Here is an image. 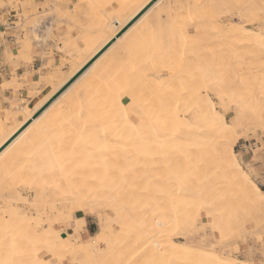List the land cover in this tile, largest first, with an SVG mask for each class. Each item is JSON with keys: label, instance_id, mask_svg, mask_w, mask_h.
<instances>
[{"label": "bare ground", "instance_id": "obj_1", "mask_svg": "<svg viewBox=\"0 0 264 264\" xmlns=\"http://www.w3.org/2000/svg\"><path fill=\"white\" fill-rule=\"evenodd\" d=\"M152 1L153 0H133V1L131 0V2H128L125 4L124 9L127 12V14H126L127 16L119 17L120 14H118V16H116V17H118V19L115 18L110 23H107V21H105L106 17H104L105 19L103 17H100L99 19H96L97 25L95 27L79 28L77 25V27L79 29H81L80 32L77 34V37H76V39L79 41V44L75 45L73 42V39L70 38L71 40H69V42L67 43V46H69L68 47L69 50L71 47L76 46V49L78 50L77 51L78 55L75 58L74 57L72 58L69 54L65 53L66 58L69 61L73 59L74 62L76 63V65H73L70 61V63H69V65H70L69 66V70H70L69 77L67 79H65L63 82H59V83H55L56 78L54 79V81L48 80L49 86L51 85L52 82L55 83V85L53 84V88L50 89V93L49 94L47 93L48 95L46 97H44V99L42 98L40 104L39 105L36 104L38 106L33 108V110H29L28 106H25V108H23L25 116L22 117L20 124H16L17 126H13L12 129L7 130L3 127V125L0 121V148L2 146H4V144H6L8 142V140H10V138H12V136H14L16 134L18 132V130H20V128H22V126H24L28 121H30L31 118L50 100V98H52V96H54L63 86H65V84H67V82H69L78 72H80V70H82V68H84V66L86 64H88V62L90 60H92L96 56V54H98V52H100L103 48H105V46H107V44L109 42L114 40L116 38L117 34L121 30H123V28H125L132 20H134V18L146 6H148V4H150V2H152ZM187 1L188 0H174V1L173 0H157L151 6V7H158L159 8V7H161V5H163V3L165 5H169L170 3L173 4V9H172V7L170 10L167 8L162 13V16L167 19L168 23L166 25L167 26L166 32L169 33L164 42H162L160 44L152 45L149 33H147V32L144 34V36L141 34L142 38H140V39L138 38V37H140L139 34L142 31V24L143 23L146 24V20H145L147 17V13H146L147 11H146L134 24L131 25V27L129 29H127L125 31L126 33L124 32L125 34L123 33L118 39H116L114 41V43L108 49L113 48L112 53L116 54V55L120 54V53H124L125 55H128L129 56V62L137 60L139 57H141V56H143V54H145L144 51L150 50L151 53L154 55V57L155 58L157 57L156 58L157 60L155 58L153 59V61L156 60V62L154 61L155 63L153 62L156 66V69L152 68L153 72L154 71L158 72L157 70L159 68L160 69L164 68L165 64H167L168 61L170 62V65H169V62H168V65L171 66L174 62V59H171L173 61L171 63V60L169 57L168 61L165 60L166 61L165 64H164V62H162L160 60H164L165 57H168V56H166L167 54L175 53L174 49H172V48L176 47V45H174V43L177 42L176 39L180 41V42L178 41V44L179 45L181 44L183 46V44H182L183 39L182 38L186 39V38H190L193 36L196 37L197 35L200 36V34L197 33L198 29H199V32L201 29V28H199V25H198L197 29H194V32H193L192 27H190L189 25L194 24V23L198 22L199 20H202V17H200L201 19H199L198 15H201V16L204 15V18H206V17L208 18L209 15H207V13L210 12V11H208V10H210L209 9L210 6L207 5L209 7L208 8L206 6L208 8V10H206L207 13H205L207 16H205V14L202 15V13H204V12H201V11H198V12H201V14H198L197 10H200V8H197V10L195 9L197 6L195 4H197V3L191 4V3H188ZM195 1H192V2H195ZM205 1L206 0H204L203 3ZM221 1H223V0H221ZM221 1H220V5L223 6V3L221 4ZM232 1L234 2L237 0H232ZM197 2L199 3V1H197ZM201 2H202V0H201ZM211 2L213 5L214 1H211ZM211 2L210 3L208 2V3L211 4ZM223 2L225 3V1H223ZM233 2H231V3H233ZM238 2H239V0H238ZM248 2L249 1L245 2L246 5L248 4ZM200 3L198 5H200ZM216 3H218V2H216ZM229 3H230V1H229ZM243 3H244V1L242 2V4ZM236 4H234V5L231 4L232 7L231 6H229V7L233 8V6H235L234 7V9H235L238 6ZM243 5H245V4H243ZM248 5H254V7H251V9L248 8V10H251V14H249L250 17H248V20L255 21L257 24H259L261 8L264 7V0H254L252 2L250 0ZM202 6H200V7H202L203 11H205L204 10L205 5L202 4ZM218 6H219V4H218ZM222 6H221V8L224 9V7H222ZM91 7H93V5ZM227 7L228 6H226L225 8H227ZM231 8H228L227 10L232 11ZM213 9H211V10H213ZM229 11H226V12H229ZM219 12H221V11H219ZM248 12H250V11H248ZM243 13H245V12H243ZM160 15H161V13H159V16ZM236 16H238V15H236ZM245 17H247V16H245ZM107 18H108V20H110L109 17H107ZM123 18H126V20L124 23H121L123 21ZM204 18H203V20H204ZM219 19H221V17ZM202 21H201V23H203V25H204V21L203 22ZM72 22H74V21H72ZM223 22H224V20H223ZM74 23H73V26H74ZM256 23H255V25H256ZM207 24L204 25V28ZM214 24L216 25L215 22H214ZM234 25H236V24H234ZM234 25L226 24L225 26H222L219 28L214 27V25H213L211 28H209L210 33H211V29L213 30L212 35H214L215 38H219L221 40V42H224L225 44L228 45V48L225 47L227 49V52L223 53L224 50H219L218 54L220 51H222L220 53H223V54L220 56L217 55L216 57H213L214 56V54H212L213 51L208 49V52H206V53H210V51H211L212 52V53H210L211 58H209L207 60L206 59L199 60L201 57L199 58L198 57L199 55L197 53H195L193 50L194 57L191 55L192 56L191 62L190 63L188 62L189 66L187 67L188 71L186 70L187 72L185 74V78L181 77V75H180L179 77L182 79H179L178 76H177L178 78H176V76H175V79L176 80L179 79V80H177V81L174 80L175 81L174 82L172 79V84L173 83H175V84L178 83L177 85L181 84V85H179V86H181V87H179L180 89L178 88L179 91L176 90L177 94L174 96H172L173 94L171 95L169 93L170 94L169 97H166L164 99L158 98L157 100H154L152 98L153 97L155 98V96H154V94H152V92H150L149 99L152 100L151 102L148 99V96L146 99H143V97H142L143 95H141V97H142L141 103L138 102L141 99L140 97H139L140 99L136 100V98H138L137 97L138 95L136 97L133 96V93L136 92L135 90L148 88L152 84H158V87H159L161 79H163L161 76V73H163V72H161L160 75H157L156 73H151V72L148 74L149 69H147V71H146L145 70L146 67H144L145 69L142 70V68H143L142 65L144 64V61L146 60L145 58L142 59L143 63H140L141 65L139 67H137L136 65H133V64H135V62L132 64V66L131 65L126 66V68H128L134 74V76H130V74H131L130 73L128 77H133L132 80L130 78L126 79L125 83L128 84L127 85L128 87L126 86L127 89L126 88L123 89L125 91L122 90L123 95L119 92V89H121V87L117 88V85L115 84L116 81H113L111 84H108V83H101L100 84L103 86V88L100 89V92H98L99 95L98 94L97 95L99 97H101L102 102H101V106L99 105L100 109L98 108L99 106H96V108H97V110L99 109L100 111L102 110L104 112V113H102V111H101L103 116L107 117V121L104 120V122H103L102 120L104 118H103V116H101L102 118H100V119H102V120H100V119L99 120L103 122V123L101 122L102 126H97L93 123L95 126L94 125H90V126L87 125L89 127L87 129L85 128L87 134L85 133L86 135L85 134L84 135L87 137V135L92 134L93 132H95V130L97 131V129L95 128L96 126L98 128L102 127L97 134L95 133L96 135L94 134L95 136L92 135L93 137H91V139L93 138V141H94L93 143H89L91 146L92 145L94 146L93 149L91 148L92 151L90 152V151L86 150V152H85V153H87V155L89 152L91 154V156L93 157V159L91 157V159H92V161L90 162L91 167L88 168V166L85 164L87 166V170L85 172L86 175L83 173L84 171L82 169L77 168V169L81 170L80 173L82 172L83 175L78 176L77 179L75 177V179H73V180L68 178V177L63 178V177H65V174H66V172L63 170L64 168H61V170H63L65 172L63 177H61L63 172H61L60 169L58 170V168L56 166L55 167L58 170V172L62 173L60 175V177H58V179L63 178L62 181H67L65 183V185L67 187L66 191H62V193L63 192H65V193H64V195H62L63 197L61 199L60 205L62 206L63 210H65V212L67 211V213H65V216L67 215L66 217H67L68 221L70 219V217H68V216H71V218H73L72 216H77V212H81L84 215H86V212H90V213L92 212L95 214L97 205L98 206L100 205V206H103V207H106L108 209L113 210L115 212V216L114 217L107 216L108 223L104 222L105 223L104 228H103V230L100 231L101 232L100 235L93 236L87 242H84V239L89 238V236H88L86 230L84 229L85 223L82 219L80 220V222L76 221V225H73V227H71L72 229L73 228H80L81 229L80 234L79 233L72 234L71 236L69 235L70 237L67 236L69 238H65L66 232L61 231V229L56 231L57 232L56 235H54V233H52L48 230H45V231H40L41 233L38 231V233H40V234L36 235V237H34V238H32V234H31L30 236L32 239L25 240L24 238L21 239V237H22L21 235L24 232L20 235L18 233L19 227L14 222V220L17 219L15 217L18 215V213L14 217L15 219L10 215L13 218V220L11 218H9V220L4 219L5 222L3 220H1L3 218L0 217V220L2 221V223L4 222L2 225V227H4V229H2V230H5L9 226L8 223L11 221H13V223H14V225H13L11 222L12 226L15 227V225H16L18 227V228H16V227L15 228L13 227V228L15 230L17 229L18 232L17 231H15V232H17L18 235H20L19 237H17L20 239H17L16 241H14L13 244L17 248L23 247V250H18V252H16L15 249H17V248L12 246L11 243H9L10 240H8L10 238L6 237L9 234V233L7 234V232H10L9 231L10 227H9L8 231H6V235H5L4 231L1 230L0 231L1 234L3 232L4 234H2V235H5V236L3 237L1 234L0 235L3 238H6V240L3 239L2 237H0V238H2L1 239L2 241H0V245L3 246V247L0 246V252L3 253V255H0V264H29V261L34 259L35 256L39 253L40 248L47 247V244L49 241H52L53 243H55L57 252L60 251L62 253V251H64L66 254L71 255V256L75 255V254H76V256H79V257H80V255H81V257L83 256L84 258L80 257L85 262L83 264L91 263V257L94 258L95 253H97V244H99V243L105 244V250H104L105 253H104L103 257L105 259L107 258L108 260H112V261H113V259H115V261H116L115 264H222L223 261L230 260V259L224 258L225 256L222 257V256L218 255L216 253V251H214L213 247L211 245H209L208 243L204 246L201 244V241L198 240V242H197V240H195V241L193 240L192 243H190V244L188 243L189 245H186L185 243L175 242L172 239V237L174 235H177L178 237L180 236L182 239L183 238L188 239L189 235L185 234V225H186L185 221L189 216L193 217V218H190V221L195 220L198 217H200L198 215V211L200 209L204 210L203 222L205 224L209 223V225L211 226L210 228H212V229H213V227H212L213 224L217 225L216 220L218 218H216L213 214V212H215L217 210L215 209L213 212H211L210 211L211 207H208V206L212 202H214V204H216L218 202H216L214 200L212 202H211V200L208 201L207 194L204 190H200L197 186H191L189 182L185 183V181L182 180L180 175H178V174L175 175L177 173V171H179V169L181 171V168L183 166H186L189 162H191V160L183 162V161H185L186 158L193 159L195 154H201V152L203 154L204 151H206V150L202 151V148L198 145V143L204 142L203 140L206 138H207V140L211 139L210 140L211 143L213 140V142H215V144H216V145H214L215 147H214L213 153H211L212 151H209L207 153H211L210 156L215 159L216 166L218 167V170L221 171L218 174L220 175V173H221V174H223L222 176H225L226 178L228 177L230 179L231 183H233V185L237 186V189H238L239 195H240V199L243 203L245 202L250 207L259 206V204L261 203L258 195L252 190V187L245 180L244 174L240 171V169L237 166H235V164H234L235 157L230 155V150L227 149V147H226V145L228 143V139L231 138L230 136L233 134H237L234 132L235 131L233 129L234 127L233 126L230 127L227 124L228 127H227V129H225L222 126L224 123V120H225L224 116L219 115L216 111L214 113H209L203 105L204 96L207 95L208 90H212L214 97L218 98V99L223 94V93H220V92L214 90L213 88L211 89L209 87H205L206 84H210L213 80H217V81L221 82L223 78H225V77L227 78L228 76H229V81H230L231 74H237L239 76V73L241 72L240 71V69H241V59L240 58H241V55H243V53L240 54V52H239L240 50H244V49H247V47H250L251 52L253 49L252 53H255V56L257 58L259 57V60L264 62V36L261 35L260 28L258 31H254L255 29L252 30L246 26V30L241 31L237 27H235ZM75 26H76V24H75ZM207 26L210 27V25H207ZM80 27H81V25H80ZM193 27H194V25H193ZM258 27H260V26H258ZM206 28L208 30V27H206ZM206 28H205V30H206ZM201 30H204V29L202 28ZM35 34H37V33H34V35ZM174 34H175V37L177 36L176 39L173 37ZM204 34L205 35H203V36H205V37L207 34H208L207 36H210V37L212 36L209 33H207V34L204 33ZM122 37L125 40H127L129 42V44H131V47L127 46L126 49H122L121 47H117L115 45L116 42H119L120 38H122ZM215 40H217V39H215ZM213 41H214V39H213ZM199 42H200V40H199ZM185 43H186V41H185ZM190 44H192V43H190ZM190 44H188V48H190ZM195 44L197 45V43H195ZM192 45H194V44H192ZM201 45H203V44H201ZM221 45H223V44H221ZM206 46L207 45H204L205 48H206ZM210 46L213 47L212 43ZM210 46L208 48H211ZM220 46H219V48H220ZM216 47H217V45H216ZM188 48H186V49H188ZM219 48H216V49H219ZM182 49L181 48L180 49L175 48L176 51L177 50L181 51ZM191 49L192 48H190L189 52H192ZM211 49H215V46H214V48H211ZM221 49H223L222 46H221ZM203 50H205V49H203ZM206 50H207V48H206ZM183 51H181V52H183ZM105 52L99 58H101L103 55H105ZM181 52L179 53L180 55H178V56H182ZM193 52H192V54H193ZM187 53H188V51H187ZM198 53H200V52H198ZM157 54H158V56H156ZM188 54H186V55H188ZM246 55H248V54H246ZM130 56H131V58H130ZM176 56L177 55L175 53V57ZM173 57H174V54H173ZM184 58H185V56H184ZM177 59H179V58H177ZM97 60H95L55 101H53L35 120H33L31 122V124L22 133H20L0 153V172L1 173H2L1 170H4L5 168L7 170H9V165H10V163H12L15 160V158L18 159L20 157V159L22 158L21 161H23V159L28 157V153L30 151V148H32V152L36 151V155L39 154V158H42V160H45L44 163H46L47 166L49 165L48 163L55 164V163H53L54 161H56V163H57L58 159H59V163H60L59 166L62 164L61 163L62 159L64 158L65 155L67 156L68 152L70 151L65 147V144H68L67 139H65L66 137H68V136H66V133L64 135L65 137L63 136V132H65V130H66L65 127H67V124L71 125V123L74 122L75 120H76V122H74L73 124H78L77 122L85 115L86 110L88 111L91 109L90 111L92 112L95 109V108L94 109L91 108V106L93 105V104H91V101L93 98H94L93 100H95L98 96L95 98V96L90 97L87 95H89V91H90L89 84L94 81L93 80L90 82V80L94 79V77L96 76V73L93 74L92 69L94 68L93 66H94V64H96ZM180 60H181V58L179 59V61ZM243 60H246V59H243ZM148 61H150V60H148ZM151 61H152V57H151ZM159 61L161 63H163L160 66H159V64H160ZM182 61H183V59H182ZM184 61H185V59H184ZM149 63H148V65H149ZM174 63L178 64L177 61H175ZM249 63H250V61L249 62L247 61L246 66H249ZM253 63L254 62H252V64ZM186 65H187V63H186ZM186 65L184 67V70L186 68ZM145 66H147V65H145ZM174 67H175V65H174ZM174 67H173V69H174ZM221 67H223V69L220 70ZM251 67H252V65H251ZM148 68H149V66H148ZM167 68H169V67L167 66ZM175 68L176 69H174L173 71H176L178 66H176ZM180 69H183V67L182 68L180 67ZM170 73H171V71H170ZM158 74H159V72H158ZM168 74H169V72H168ZM174 75H176V74H174ZM138 77L140 78L139 80L137 79ZM172 77H173V75H172ZM232 77H233V75H232ZM236 78H237V76H236ZM239 79H240V76H239ZM223 80H224V82H226L225 79H223ZM224 82H222V85H224ZM234 82H237V81H234ZM165 84H166V88H169V87H167V84H169L168 81L165 82ZM165 84H163V85H165ZM35 85H37V83H35ZM177 85L175 87H178ZM197 85H200V87L203 90L202 91L199 90V89H201V88H198L199 86L196 89ZM224 87L229 89L231 86L230 87L224 86ZM134 88H135V90H134ZM226 88H224V89H226ZM92 89H94V88H92ZM228 89H226V90L228 91ZM155 90H154V92L157 93V91H155ZM165 90H167V89H165ZM230 90H231V92H233V89H229V91ZM237 90L238 89H236L235 93L237 92ZM141 91L143 92V90H141ZM160 91H162V86H161ZM163 91H164V89H163ZM176 91L174 90L172 92H176ZM139 93H141V92H139ZM147 93H148V91H147ZM235 93H233V94H235ZM124 94L127 97V101H125L126 103H124V100L122 97V96H124ZM130 94L132 97L130 96ZM134 94H137V92ZM151 94L153 97H150ZM155 95L157 96V94H155ZM64 96H70V97H68V99L65 102H62V98ZM166 96H168V95H166ZM32 97H33L32 101H36V100L40 99V97H41L40 91H37L36 93H34ZM128 98H129V100H128ZM131 98H133V99H131ZM221 98H222V96H221ZM143 100H146V101H143ZM143 102H145V103H143ZM37 103H39V102H37ZM130 103L133 104L137 108V110H138L137 112L134 111L133 108H131V106L129 105ZM98 104H100V102H98ZM228 104L229 103H227V105ZM236 105L237 104H235V107H236ZM93 107H95V106L93 105ZM237 107H239V106L237 105ZM100 111H99V114H100ZM222 111H223V109H222ZM227 111H228V109H227ZM91 112L90 113L87 112L86 115H88V116H90L89 114H91V116L95 115V117L97 119V116L99 114L97 113V116H96V114H93V113H96L97 111L92 112V113ZM236 116H237V120H239L238 116H240V114H237ZM95 117L93 116V118H95ZM233 117H235V116H233ZM85 118L88 120V122L90 121V119L91 120L93 119L91 117H89L90 119H88V117H85ZM85 118H83L84 121L86 120ZM262 118H264V116ZM233 119H232V121H233ZM94 120H92V121L94 122ZM97 121H98V119H97ZM239 122H241V121H239ZM85 123H84V125H85ZM90 123H91V121H90ZM98 123H100V122H98ZM86 124H88V123H86ZM233 124L237 125V123H233ZM87 126L85 125V127H87ZM73 127L75 128L76 126H73ZM73 127H71L72 130H73ZM241 129H242V127H241ZM236 130H237V128H236ZM262 130L263 129H261V131ZM83 132H85V131H82V133ZM75 133H76V131H75ZM79 133H81V132H79ZM79 133H78V135H79ZM84 135L82 134V137ZM73 136H74V133H73ZM76 136L77 135L75 134V137ZM239 137H241V135H239ZM74 138L72 137V139H69V142L70 141L73 143H74V141L79 142V140L81 139V135H80L79 140H78V138H75V139ZM88 138H89V136H88ZM89 139H87V140H89ZM72 140H74V141H72ZM201 140H202V142H199ZM66 141H67V143H66ZM80 141H82V140H80ZM210 141L208 143H210ZM84 142H87V141L86 140L84 141V139H83V142H81L82 146H83ZM107 142L108 143L110 142V144H107ZM77 144H80V142L75 143L74 145H77ZM89 144H88V146L90 148L91 146ZM210 144H208V145H210ZM68 145H70V144H68ZM189 145H191V146L189 147ZM205 145H207V144H205ZM198 146L201 149H199ZM68 147H70V146H68ZM83 147L86 148L87 145H86V147L85 146H83ZM64 148H65V150L66 149L68 150V151H66L67 154H63V153H65ZM76 148H77V146H75L74 150H76ZM197 148L201 152L197 151ZM207 148L211 149V147H208V146H207ZM212 148H213V144H212ZM61 150H63V152H62L63 155L60 154ZM166 150H168L169 152L172 153V159H170L169 157H167L164 154V152H166ZM80 151H82V150H80ZM84 151L85 150H83V152ZM57 152H59L58 153V159L56 160L54 158V160H53V157H55V154ZM72 152H74V151L72 150ZM72 152H70V155L72 154ZM77 153H79V152H77ZM82 153H81V155H83ZM29 154L31 155V153H29ZM59 155L63 156L62 159H60L61 156H59ZM73 156H77V154L71 155L72 158H69L70 156L68 157L69 159H71L70 163H68V164H73L72 163L74 161ZM78 157L79 156H77L76 158L78 159ZM82 157H84L86 159L83 160L84 158L81 159L79 157L80 158L79 160H81V162L78 160H77V162H79L81 164V166L83 164V166L85 167L84 163H82V160L85 162L88 158H87V156H82ZM204 157H207L206 154L204 155ZM36 158H38V156ZM76 158H74V159H76ZM67 160L68 159H66V161ZM37 161H38V159L37 160L34 159V162H32V163H36ZM179 161L180 162L182 161L183 164L180 163ZM18 162H19V160H18ZM67 162L64 161V164L66 163L65 166L68 165ZM15 163H17V161H15ZM38 163L39 162H37L36 164H38ZM41 163H43V162H41ZM85 163H87V162H85ZM209 163L210 162H208V161H204L202 164H200L199 166H196V167L199 171H203L208 167ZM64 164H62V165H64ZM73 165H75V163ZM178 165L180 167H178ZM37 166H39V165H37ZM68 166H69L68 168H70V169L72 168L70 173L73 174V172H72L73 167H71L70 165H68ZM49 167H50V165H49ZM75 167H78V166H75ZM32 168L37 169L36 165L32 166ZM216 168L212 169V171H215ZM36 169L33 171L34 173H35V171L38 172L40 168L38 169V171ZM53 169L57 172V170L54 167H52V170ZM52 170L50 169L47 173L49 174V172L51 171V172H53V174L55 176V173H54L55 171H52ZM68 171H70V170L68 169ZM172 171L174 172L173 173L174 175L171 173ZM8 172H4L5 173L4 177H6V173L8 174ZM39 172H38V175L40 174ZM58 172L56 173V175L57 174L59 175ZM217 172L218 171H216L215 173H217ZM45 173H46V171H45ZM47 173L45 174V176L47 175ZM168 173L170 175H168ZM165 174H166V176H165ZM171 174L173 176H171ZM40 175H42V176L44 175L43 171H42V174H40ZM67 175H68V172H67ZM36 176H37V173L35 176L32 175L33 178H36ZM54 176H53V178H54ZM71 176L72 175H69V177H71ZM4 177H3V179H4ZM39 177H41V176H39ZM39 177L37 176L36 181L38 180ZM56 178L57 177L55 176L54 179H56ZM49 179H51V177L48 178V181H49ZM54 179H53V181H54ZM42 180H40V182ZM44 180H45V178H44ZM6 181H8V179H6ZM48 181L46 183H47V185L49 184L48 186L50 187V181H49V183H48ZM42 182H44V181H42ZM58 182L60 183V180ZM10 183H11V181H10ZM51 183H53V182H51ZM57 183H55V184H57ZM61 183H64V182H61ZM38 184H40V183H38ZM42 184H44V183H42ZM57 185H55V186L56 187L60 186V184L58 186ZM55 186L53 185V187H55ZM8 187H9V185H8ZM168 188L170 189V192L172 194L166 193V192L163 193L162 190L164 189V190L168 191ZM47 189H48V187H47ZM23 190H24V188H23ZM53 190H55V189H53ZM13 193H15V192H13ZM17 195L19 196V193ZM53 195H54V193H53ZM45 196L44 197L41 196V197L46 202L47 198H45ZM170 196H172V203L170 202V199H169ZM20 197H22V196L20 195ZM56 197H57V194H56ZM43 199H40V201ZM2 200H3V198H2ZM49 200H50V198H49ZM35 201L36 200H34V202ZM52 201H50L51 204H52ZM55 202L52 204V206L48 203H46V204L42 203V204H44L45 207L48 204L49 207L51 206L50 208L53 211L52 207H54L53 205H55ZM108 202L110 204H112V206L107 207L106 204ZM40 203L38 205H40ZM59 203H60V200H59ZM166 203H169V206H170V204H172L173 205V207L171 206L172 209H170L169 206L166 205ZM257 203H259V204L256 205ZM35 205L37 206V204H35ZM217 205H219V204H217ZM129 206H130V208H129ZM134 206H136V207H134ZM16 207H17V204H16ZM45 207H42L43 211L44 210L46 211ZM3 208H5V207H3ZM12 208H11V211L13 210L12 214H15L13 212H15L14 210H17V209H14L15 207L13 209ZM58 208H59V206H58ZM62 208H60V209H62ZM212 208H213V206H212ZM36 209H38V208H36ZM55 209H57V207ZM160 209H161V211H159ZM5 210H7V209H5ZM40 211H42V210L40 209ZM43 211L40 213H43ZM55 211L56 210H54V212ZM57 211L59 213L60 210L57 209ZM250 211L248 212L249 214H250ZM260 211H262V210H260ZM7 212H8V210H7ZM16 212H18V211H16ZM156 212H157L158 217H160V218L154 222V220L151 218H152V214H154ZM165 212L171 218L167 219L168 217L164 216ZM37 213H39V212L37 211ZM40 213H39V215H41ZM60 213H61V211H60ZM62 213L64 214V211H62ZM147 213L148 214L150 213L151 215H149V216L147 215L146 217H144ZM252 213H254V210ZM258 213H260V212H258ZM3 214H4V212H3ZM3 214H1V215H3ZM5 214L8 215L7 213H5ZM46 214H45V216H46ZM48 214H49V216L53 215L50 212ZM103 214H105V213H103ZM218 214H220V213H218ZM22 215L25 218V215L24 214H22ZM22 215H21V217H22ZM96 215H97V219H99V221H100L101 214L98 213ZM210 215L212 217L211 221L209 220ZM220 215H222V214H220ZM65 216H63V217L65 218ZM8 217H9V215H8ZM53 217L50 220L52 223H54L55 221L59 222V219H62L61 218L62 216L58 220H56V219L59 216L58 217L55 216L56 219H55V217L54 218ZM103 217H104V215H103ZM115 217L118 220V223H117L118 225L116 227L114 225L112 226L110 223V222L113 223V221H114L113 219ZM218 217H219V215H218ZM221 217H220V220H221ZM20 218L16 220L17 223L20 221H23V220L26 221V222H23V224L24 223L26 224L28 222L27 220H25L26 218L22 219V220H20ZM10 219H11V221H10ZM45 220H48V217H47V219L45 217L44 221ZM67 220H63V221H67ZM117 220H115V221H117ZM130 220H132V222L134 224H136V226L140 227L139 228L140 231H137L135 229V231L130 232V230L128 229V227L126 225ZM49 222H47V223L49 224ZM2 223H0V225ZM170 223H172V224H170ZM5 224H7L8 226L6 227ZM19 224H21V223H19ZM66 224L69 225V223H66ZM29 225H30V223H29ZM20 226H23V225H20ZM26 226H27V228L29 227L28 225H26ZM30 227H32V226H30ZM48 227H54V226L49 225ZM107 227L109 228V230L107 229ZM111 228L114 229V231L116 232L115 234L110 233ZM29 229H31V228H29ZM29 229H27V230H29ZM32 229H34V228L32 227ZM36 229H37V226H36ZM36 229H34L35 232H36ZM35 232H33V233H35ZM177 232H179V234H177ZM26 235H28V234H26ZM105 235L110 236V241L104 240ZM152 235L153 236L155 235V236L153 237ZM11 236H12V234H11ZM11 242H12V240H11ZM6 244L8 245V248L10 245H11L10 248L12 247V249H13V247H14L15 248L14 251L10 250L13 252H9L6 250L7 252H5L6 254H4V248L6 247ZM77 247H79V249ZM60 252H58V254ZM77 254H79V255H77ZM45 256H46V253L40 254L41 259H44ZM229 258H231V257H229ZM142 259L146 260V262L140 263L139 260H142Z\"/></svg>", "mask_w": 264, "mask_h": 264}, {"label": "rangeland", "instance_id": "obj_2", "mask_svg": "<svg viewBox=\"0 0 264 264\" xmlns=\"http://www.w3.org/2000/svg\"><path fill=\"white\" fill-rule=\"evenodd\" d=\"M48 2V4H51L52 3V6H53V8H54V10L53 11H50V9L49 10H47L48 12L47 13H45V9H46V6L47 5H45V4H42V5H40V4H36L35 3V0H0V25H2V24H5L6 25V27L8 28V29H13V27L17 30V31H19V32H21L22 34H23V36H22V38H20L19 36H17L16 37V44L19 46V52H16V51H12L11 52V54L8 56V59L9 60H12V59H17V60H24L26 57H25V53L27 54L29 51H30V49H31V47H32V44H33V42L34 41H41V37H38L37 36V34H35L34 35V33H36V31L37 30H41L42 29V27H44L43 25H44V19L45 18H47V17H50L51 15H54L57 19H65V20H67L68 18V20L70 21V24H72L71 26H68V28L69 29H73L74 28V26H73V23H74V25L75 24H77V20H75V18H77V13L78 12H80L81 13V15H82V17L83 18H86V19H88V20H90L91 21V23L88 25H86L85 27H95L96 25H97V21H96V19H99L100 17H106V20L105 21H107V23H110L111 21H113L115 18H117L118 19V17H116V16H118V14H120V16L119 17H122V16H127L126 14H127V12L125 11V4L126 3H128V2H131V0H78L77 2H78V4L74 7V10H73V12H72V14H73V16H66V14H63L61 11H60V9H59V6L61 5V3H62V0H47ZM133 1V0H132ZM174 1V0H173ZM192 1H195V0H188L187 2L188 3H197V4H195V5H197L196 6V10H197V8H200V10H197V12L198 11H201V12H204V13H202V15L203 14H205V13H207L206 12V10H208V6H210V10H208V11H210V12H208L207 13V15H209L208 16V18L206 17V18H204V15L203 16H201V15H198V18L199 19H201L200 17H202V20H203V18H204V25L205 24H207V25H210V27L209 26H205V28L206 27H208V30H207V28H206V30H205V28H204V25H203V23H201V21L202 20H199L198 22H196V23H194V24H191V25H189L190 27H192V29H193V32H194V29H197L198 28V25H199V28H203L204 30H201L200 29V32H199V29H198V34H200V36L199 35H197L196 37H190V38H186V39H184V38H182L181 40L183 41H181L182 42V44H183V46L180 44H178V41L179 40H177L176 39V37H175V34L173 35V37L176 39V41L177 42H175L174 43V45H176V49H182L181 51H183L184 49L186 50H184L183 52H181V51H179V50H175V48H172V49H174V51H175V53H176V57L177 58H181V60L179 61V59H177L176 57H175V53H173L174 54V57L176 58H174L173 57V54H167L166 56H168V57H165L164 58V60H160V61H162V62H164V64L166 63V61H168L169 60V57H170V60L171 59H174V62L175 61H177L178 62V64L177 63H174L172 60H171V63L173 62V64L171 65V66H169L170 65V62H169V65H168V62H167V64H165V66H164V68L166 67L167 68V66L169 67V68H159L157 71L159 72V74H158V72H153V70H152V68L153 69H156V66H155V62H156V58L154 57V55L151 53V51L149 50V51H144V53L146 54H143V56H141V57H139L137 60H134V61H130L129 62V56L128 55H125L124 53H120V54H113L112 53V50H113V48L112 49H108L106 52H105V55H103L101 58H99L98 60H97V62H96V64H94V68L92 69V72H93V74H95L96 73V76L94 77V79H91L90 80V82L91 81H93V82H91L90 84H89V88H90V91H89V95H87V96H90V97H93V96H95V98L99 95V93L98 92H100V89L101 88H103V86L102 85H100L101 83H108V84H111L113 81H116V85H117V88L119 87H121V89H119V92L123 95V91H125V90H123V89H127V85L128 84H126L125 83V81H126V79L127 78H130L131 80H132V78L133 77H128L129 76V74H130V76H134V74L128 69V68H126V66L127 65H131L132 66V64L135 62V64H133V65H136L137 67H139L141 64L140 63H143V61H142V59H146L145 61H144V64L142 65V70H144L145 68L144 67H146V71H147V69H149L148 70V74L151 72V73H156L157 75H160V73L161 72H163V73H161V76H164V77H162L163 79H161V82H160V86L158 87V84H152V85H150L148 88H145V89H137V90H135V88H134V90L137 92V94H134V93H136V92H134L133 93V96H137L138 98H136V100H138V99H140L138 102H140L141 103V100H142V97H143V99H146L147 98V96H148V99H149V94H150V92H152V94H154V96H155V98L152 96V94H151V96L150 97H153L152 99H154V100H157L158 98H160V99H164V98H166V97H169V95L171 94H173L172 96H174V95H176L177 94V91H179L178 90V88L179 87H181V86H179V85H181V84H179V85H177V84H175V83H173L172 84V79H173V81L175 80V81H177V80H179V79H182V78H180L179 76L181 75V77H183V78H185V74H186V72L188 71V66H189V63L191 62V57L193 56L194 57V52L195 53H197L199 56V60H201V59H209V58H211L210 57V53H212L211 51H210V53H206V52H208V49L209 50H212L213 51V53L212 54H214V56L213 57H216L217 55L218 56H220V55H222L223 53H226L227 52V49L225 48V47H227L228 48V45L227 44H225L224 42H221V40L219 39V38H215L214 37V35H212L213 34V30L211 29V33H210V31H209V28H211L213 25H214V27H217V28H219V27H222V26H225L226 24H231V25H234V24H238L239 23V18H240V14H241V11L242 12H245V13H243V15L244 16H247L246 18L248 19V17H250V15L249 14H251V10H248V8H244V9H240L238 6L239 5H243V4H245L246 5V3L245 2H247V1H249L250 2V0H239V2H238V0L237 1H232V0H223V1H225V3L223 2V1H221V0H206L204 3H203V1L204 0H202V2H201V0H196L195 2H192ZM197 1H199V3H200V5H198L199 3L197 2ZM211 1H214V3H213V5H212V2ZM220 1H221V4L223 3V6L222 5H220ZM228 3H227V2ZM229 1H230V3H229ZM244 1V3L242 4V2ZM252 1H254V0H251V2ZM211 2V4H209V3ZM216 2H218V3H216ZM231 2H233V3H231ZM238 2V3H237ZM249 2H248V4H249ZM16 3H19L20 5H21V7L19 8V9H17L16 7H15V4ZM25 3H27V4H29L30 5V7L27 9V12H25V10H24V8H23V4H25ZM227 3V4H226ZM237 3V4H236ZM9 4H12V7H9L8 5ZM112 4H114V5H112ZM202 4H204L205 6V8H204V10L205 11H203V9H202ZM218 4H219V6H218ZM234 5V4H236V5H238L235 9H234V7L235 6H233V8H231L232 7V5ZM247 4V5H248ZM251 4V3H250ZM82 5H84L85 6V9H84V11H81V9L80 8H78V7H80V6H82ZM93 5V7H91ZM165 4L163 3V5H161V7H151L149 10H147V17H146V24H142V31H141V33L139 34L140 35V37H138L139 39L140 38H142L141 37V34L144 36V34L147 32V33H149V36H150V39H151V44L152 45H154V44H160V43H162V42H164L165 40H166V37H167V35L169 34V33H167L166 32V25H167V19L165 18V17H163L162 16V13H163V11H165L167 8L170 10L171 9V7H172V9H173V4L172 3H170L169 5H165ZM208 5V6H207ZM213 7H212V6ZM228 6L227 8H225L226 6ZM109 6H110V8L112 9V12H111V14L110 13H108L106 10L107 9H109ZM200 6H202V7H200ZM208 8H207V7ZM221 6L222 7H224V9H222L221 8ZM229 6H231V7H229ZM195 7V6H194ZM214 8V9H213ZM216 8V9H215ZM228 8H231V10L232 11H229V10H227ZM211 9H213V10H211ZM226 9V10H225ZM249 9H251V7L249 8ZM240 10V11H239ZM213 11V12H212ZM219 11H221V12H219ZM226 11H229V12H226ZM247 11V12H246ZM248 11H250V12H248ZM201 12H198V14H201ZM235 13V15H233V13ZM238 12V13H237ZM159 13H161V15L159 16ZM210 13V14H209ZM12 15H16V17L14 18V19H11L12 21H14V22H16V23H14V24H8V22H6V19H7V16H12ZM206 14H205V16H207ZM211 15V16H210ZM236 15H238V16H236ZM213 16V17H212ZM218 16V17H217ZM107 17H109V19L110 20H108V18ZM221 17V19H219ZM70 18H72V19H70ZM127 18V17H126ZM126 18H123V21L121 22V23H124L125 22V20H126ZM105 19V18H104ZM207 20V21H206ZM223 20H224V22H223ZM227 20V21H226ZM72 21H74V22H72ZM202 21V22H203ZM220 21V22H219ZM214 22L216 23V25L214 24ZM227 22V23H226ZM253 22H255V21H253ZM7 23V24H6ZM220 23V24H219ZM225 23V24H224ZM213 24V25H212ZM193 25H194V27H193ZM203 25V26H202ZM212 25V26H211ZM219 25V26H218ZM149 26V27H148ZM188 26V27H189ZM246 26L249 28V29H252V30H254V31H258L259 30V28L260 27H258L259 26V24H257L256 23V25L255 26H253V24H251V23H247L246 24ZM250 26V27H249ZM59 27H60V24H58V25H56L55 26V29H59ZM0 31L2 32V28H0ZM203 31V32H202ZM126 33V32H125ZM124 33V34H125ZM204 33H209L210 35H212L211 37L210 36H207L206 35V37L205 36H203V35H205ZM201 37V38H200ZM210 37V38H209ZM213 37V38H212ZM37 38V39H36ZM199 38V39H198ZM208 38V39H207ZM202 39V40H201ZM212 39V40H211ZM213 39H214V41H213ZM215 39H217V40H215ZM199 40H200V42H199ZM185 41H186V43H185ZM216 41V42H215ZM43 42V41H42ZM180 42V41H179ZM190 43H192V44H194V45H192V44H190ZM195 43H197V45L195 44ZM200 43V44H199ZM211 43H212V45H213V47L212 46H210L211 45ZM178 44V45H177ZM186 44V45H185ZM188 44H190V48H192L191 49V51L193 52V50H194V52H193V54H192V52H189L190 51V48H188ZM199 44V45H198ZM201 44H203V45H201ZM221 44H223V45H221ZM117 47H121L122 49H126V47L127 46H130L131 47V44H129V42L127 41V40H125L123 37L122 38H120V41L119 42H116V44H115ZM204 45H207L206 46V48H207V50H206V48L204 47ZM216 45H217V47H216ZM221 45L222 46V48L223 49H221V46H220V48H219V46ZM179 46V47H178ZM197 48H196V47ZM211 47V48H214V46H215V49H211V48H208V47ZM68 47L69 46H67V45H65L64 46V53H67V54H69L72 58L74 57H76V55H75V52H77L78 50L76 49V46L75 47H71L70 48V50L68 49ZM204 47V48H203ZM78 48V47H77ZM186 48H188V49H186ZM201 48V49H200ZM216 48H219V49H216ZM132 49V48H131ZM130 49V50H131ZM203 49H205V50H203ZM251 48L250 47H247V49H244V50H240L239 52H240V54H242L243 53V55H241V69H240V73H239V76H240V79H239V76L237 75V74H231V79H230V81H229V76L226 78H223V79H225V81L226 82H224V80L222 79V81L220 82V81H217V80H213L210 84H206L205 85V87H209V88H213L214 90H216V91H218V92H220V93H223L221 96H222V98H221V96H220V98L218 99V98H215V100H214V103H215V105H216V112L219 114V115H223L224 116V119L226 118V121H227V124L231 127V126H233V123H237V125H235V127L233 128L235 131V133H237V134H233V135H231L230 137L233 139V137H235L236 139H237V145L235 146V151H236V154L238 155L239 154V151H240V149L242 148V147H244L245 145L247 146L246 148H245V150L246 151H251L252 152V155H256V151H257V149H259V148H264V144H260V142H259V136L257 135V133L258 132H261V133H264V129L261 131V129H262V125H264V118H262L263 116H264V62H262V61H260L259 60V57L257 58L256 56H255V53H252L253 52V49H252V52H251V50H250ZM219 50H224L223 51V53H220V52H222V51H220L219 52V54H218V51ZM187 51H188V53H187ZM205 51V52H204ZM242 51V52H241ZM178 52V53H177ZM181 52V55L182 56H178V55H180L179 53ZM198 52H200V53H198ZM151 53V54H150ZM186 54H188V55H186ZM203 54V55H202ZM246 54H248V55H246ZM254 54V55H253ZM150 55V56H149ZM152 55V56H151ZM172 55V56H171ZM192 55V56H191ZM156 56H158V54L156 55ZM184 56H185V58H184ZM188 56V57H187ZM253 56V57H252ZM151 57H152V61H151ZM172 57V58H171ZM183 57V58H182ZM205 57V58H204ZM255 57V58H254ZM130 58H131V56H130ZM156 59V60H154L153 61V59ZM67 59V58H66ZM182 59H183V61H182ZM184 59H185V61H184ZM243 59H246V60H243ZM148 60H150V61H148ZM166 60V61H165ZM187 60V61H186ZM66 61V66H67V68H68V74H66V73H64L62 70H61V68L59 67V66H56L55 68H53V70H51V74L50 75H44V76H41L40 78H39V80H37V81H35L36 83H37V85H34L33 87H31V89H30V91L29 92H27V98H28V100H32V96H33V94L34 93H36L37 91H40V93H41V91H42V89H46V88H48V89H52L53 88V84L55 85V83H59V82H63L65 79H67L68 77H69V74H70V70H69V63H70V61H71V63L73 64V65H76V63L74 62V60L72 59V60H65ZM159 61V62H160ZM182 61V62H181ZM247 61L249 62L250 61V63H249V66H246V64H247ZM150 62V63H149ZM154 62V63H153ZM189 62V63H188ZM244 62V63H243ZM252 62H254L253 64H252ZM148 63H149V65H148ZM186 63H187V65H186ZM153 64V65H152ZM161 64H163V63H161L160 62V64H159V66L161 65ZM145 65H147V66H145ZM157 65V64H156ZM174 65H175V67L176 66H178V68H177V70L176 71H173L174 69H176L175 67H174ZM185 65H186V68H185V70H184V67H185ZM243 65V66H242ZM251 65H252V67H251ZM148 66H149V68H148ZM153 66V67H152ZM155 67V68H154ZM163 67V66H162ZM173 67H174V69H173ZM180 67L182 68L183 67V69H180ZM158 68V67H157ZM221 69H223V67H221L220 68V70ZM171 71V73H170V71ZM184 70V71H183ZM187 70V71H186ZM244 70V71H243ZM166 71V72H165ZM165 72V73H164ZM168 72H169V74H168ZM177 72V73H176ZM55 73H58V78H54V76H55ZM167 73V74H166ZM176 74V75H174V74ZM180 73V74H179ZM244 73V74H243ZM151 75V74H150ZM171 75V76H170ZM172 75H173V77H172ZM232 75H233V77H232ZM248 75V76H247ZM175 76H176V78H178L179 77V79H175ZM178 76V77H177ZM236 76H237V78H236ZM168 79H166V78ZM171 78V79H170ZM54 79L56 80V82L54 83V82H52L51 83V85L49 86V83H48V80H53L54 81ZM138 80L140 79L139 77L137 78ZM165 79V80H164ZM240 80V81H239ZM41 81L43 82V83H41ZM168 81V83L169 84H167V87H169V88H166V84H165V82H167ZM174 81V82H175ZM233 81V82H232ZM234 81H237V82H234ZM222 82H224V85H222ZM227 83V84H226ZM95 84V85H94ZM163 84H165V85H163ZM171 85V86H170ZM178 86V87H175V86ZM235 85V86H234ZM9 86V85H8ZM19 86H21V85H19ZM18 86V87H19ZM107 86V85H106ZM127 86V87H126ZM161 86H162V91H160V89H161ZM165 86V87H164ZM175 88H174V87ZM199 86V87H198ZM220 86V87H219ZM224 86H231L229 89H233V92H231V90L229 91V89L228 88H226V87H224ZM94 88V89H92V88ZM99 89H98V88ZM153 87V88H152ZM197 87L198 88H201L200 87V85H197L196 86V89H197ZM226 88V89H228V91L226 90V89H224V88ZM2 88L3 89H5V88H8V87H5V85H3L2 86ZM115 88V87H114ZM174 88V89H173ZM92 89V90H91ZM97 89V90H96ZM152 89V90H151ZM156 89V90H155ZM163 89H164V91L166 92H164L163 91ZM165 89H167V90H165ZM180 89V88H179ZM195 89V90H196ZM236 89H238L237 90V92L235 93V91H236ZM121 90V91H120ZM123 90V91H122ZM141 90H143V92L141 91ZM151 90V91H150ZM154 90L155 91H157V93L156 92H154ZM159 90V91H158ZM176 91V92H172V91ZM199 90H203L202 88L201 89H199ZM92 91V92H91ZM128 91V90H127ZM147 91H148V93H147ZM139 92H141V93H139ZM154 92V93H153ZM217 92V93H218ZM170 93V94H169ZM233 93H235V94H233ZM96 94V95H95ZM98 94V95H97ZM155 94H157V96L155 95ZM219 94V93H218ZM141 95H143L142 97H141ZM159 95V96H158ZM166 95H168V96H166ZM220 95V94H219ZM130 96H131V94H130ZM241 96V97H240ZM68 97H70V96H64L63 98H62V102H65L67 99H68ZM123 97V100H124V103H126L125 101H127V97L125 96V94H124V96H122ZM132 97V96H131ZM134 97V98H135ZM140 97V98H139ZM157 97V98H156ZM92 99V98H91ZM94 99V98H93ZM92 99V101H91V104H93L95 107H93V105L91 106V108L92 109H94V111H92V112H96V113H93V114H96V116H97V113L99 114V109H100V106H101V102H102V99H101V97H97L95 100H93ZM131 99H133V98H131ZM28 100H21L20 101V105H16V104H11L10 105V108L8 109V110H4L1 114L4 116V119H1V117H0V121H1V123H2V125H3V127L5 128V129H7V130H9V129H12L13 128V126H12V124H13V122H15L17 119L18 120H22V117H24L25 115H24V110H23V108H25V106H27V104H28ZM128 100H129V98H128ZM150 100V102L152 101L151 99H149ZM222 100V101H221ZM100 102V104H98V102ZM143 101H146V100H143ZM221 102V103H220ZM223 102V103H222ZM143 103H145V102H143ZM227 103H229L228 105H227ZM235 104H237L239 107H237V105H236V107H235ZM100 105V106H99ZM130 106H131V108H133L134 109V111H138L137 110V108L133 105V104H129ZM96 106H99L98 108V110H97V108H96ZM221 106V107H220ZM227 107V108H226ZM226 108V109H225ZM222 109H223V111H222ZM227 109H228V111H227ZM91 110V109H90ZM90 110H86L85 111V117H88V119H90L89 117H91V118H93V116L95 117V115H93V116H91V114H89L90 116H88V115H86L87 114V112H91ZM102 111V110H101ZM101 111H100V114L97 116V119H98V121H97V119H96V117L95 118H93L92 120H94V122L90 119V121H91V123H90V121L88 122V120L83 116L77 123L78 124H73L74 122H76V120L74 121V122H72L71 123V125H68L67 124V127H65L66 128V130H65V132H63V136L65 135V133H66V136H68V137H66L65 139H67V141H68V144H70V145H68V144H65V147L68 149V150H70L69 152H68V154H67V152L66 151H68L67 149L65 150V148H64V152L65 153H63V154H67V156L65 155L64 156V158L62 159V157L63 156H61V155H59V156H61L60 157V159H62V161H61V163L62 164H64V161L65 162H67V164L68 163H70V160L71 159H69V158H72L71 157V155H76L77 154V156H79L81 159H83L84 157H82V156H87V160L85 161V162H89L88 164L87 163H85L83 160H85L86 158H84L83 160H82V163H84V165L86 164L87 166H88V168L89 167H91V161H92V159H93V157L91 156V154L88 152V155H87V153H85L86 152V150H88V151H92V149L94 148V146L92 147L89 143H93L94 141H93V138L91 139V137H93V136H95L98 132H99V130L102 128V127H97V126H102V123L104 122V120H106L107 121V117L105 116H103V114L102 113H104L103 111H102V113H101ZM225 111V112H224ZM91 112V113H92ZM237 114H240V116H238L239 118V120H237ZM101 116H103V120L102 119H100V118H102ZM233 116H235V117H233ZM72 117V116H71ZM15 118V119H14ZM83 118H85L86 120L84 121V119ZM106 118V119H105ZM234 118V119H233ZM102 120V121H100V120ZM231 119V120H230ZM232 119H233V121H232ZM263 119V120H262ZM20 120V121H21ZM73 121V120H72ZM238 121V122H237ZM239 121H241V122H239ZM86 122V123H88V124H86L85 123V125L87 126V125H97L95 128L97 129V131L95 130V132H93L92 134H89V135H87V137L85 136L87 133H86V130H85V128L87 129L89 126H87V127H85V125H84V123ZM98 122H100V123H98ZM102 122V123H101ZM231 122V123H230ZM233 122V123H232ZM94 123V124H93ZM101 124V125H100ZM260 124V125H259ZM76 126L75 128L73 127V126ZM82 125V126H81ZM94 125V126H95ZM81 126V127H80ZM242 127V129H241V127ZM71 127H73V130H72V128ZM261 127V128H260ZM71 128V129H70ZM236 128H237V130H236ZM240 128V129H239ZM63 130V131H64ZM76 131V133H75V131ZM74 131V132H73ZM82 131H85V132H83L82 133ZM238 131V132H237ZM240 131V132H239ZM74 133V136H73V133ZM79 132H81V133H79ZM78 133H79V135H78ZM86 133V134H85ZM96 133V134H95ZM240 133V134H239ZM75 134L77 135L76 137H75ZM82 134L84 135L83 137H82ZM95 134V135H94ZM80 135H81V139H80ZM91 135V136H90ZM93 135V136H92ZM239 135H241V137H239ZM88 136H89V138L91 139H89L88 138ZM233 136V137H232ZM65 137V136H64ZM70 137V138H69ZM72 137L74 138H78V140L80 139V140H82V141H80L79 140V142H80V144H77V145H74L75 143H79L78 141L77 142H75L74 140H72V141H74V143L73 142H69V139H72ZM85 137V138H84ZM238 137V138H237ZM69 138V139H68ZM74 138V139H75ZM84 139V141L86 140L87 142H84V144H83V146H85L86 147V145H87V147L86 148H84L83 146H82V143L81 142H83V139ZM89 139V140H87V139ZM231 138H229L228 139V141L229 140H231ZM207 138L206 139H204L203 141L204 142H202V140L201 141H199V142H202V143H198V145L202 148V151H204V150H206V151H204V153L202 154V152L199 150V149H201L199 146H198V148H197V151H199V152H201V154H195L194 155V158L193 159H190V158H186L185 159V161H183V162H186V161H188V160H191V162H189L186 166H183L182 168H181V171H180V169H179V171H177V173L175 174V175H180L181 176V178H182V180H184L185 181V183L186 182H189L190 183V185L191 186H197L200 190H204L205 192H206V194H207V198H208V201H210L211 200V202L214 200V201H216V202H218V203H216V204H214V202H212V203H210V205L208 206V207H211L212 208V206H213V210L210 208V211L211 212H213L215 209L217 210V211H215V212H213V214H214V216L216 217V218H218L217 220H216V224L218 225H220V224H223L224 226H225V228H226V230H227V228H228V226L229 225H231L232 226V230H234V231H239V230H244L245 232H246V234H247V237H248V239L249 240H251V241H253L255 244H259V242H260V239H261V234L262 233H264V216H262V214H261V212L262 211H260V210H262V204L260 203H257L256 205H258L259 204V206H256V207H250L248 204H246L245 202L243 203L242 201H241V199H240V195H239V191H238V189H237V186L236 185H233V183H231V181H230V179L227 177H225V176H222L223 174H221L220 173V175L218 174L219 172H221L220 170H218V167L216 166V163H215V159L213 158V157H211L210 156V154L211 153H213V150H214V145H216L215 144V142H213V140H212V143H211V139H208L207 141ZM67 141H66V143H67ZM108 141V140H107ZM210 141V143H208ZM206 142V143H205ZM88 144L91 146L90 148H89V146H88ZM107 144H110V142L108 143L107 142ZM188 144V143H187ZM205 144H207V145H205ZM208 144H210V145H208ZM212 144H213V148H212ZM68 146H70V147H68ZM73 146V147H72ZM75 146H77V148H76V150H74L75 149ZM188 146V145H187ZM191 145H189V147H190ZM205 146V147H204ZM207 146L208 147H211V149L210 148H207ZM72 147V148H71ZM83 147V148H82ZM204 147V148H203ZM92 148V149H91ZM207 148V149H206ZM90 149V150H89ZM72 150L75 152H72ZM79 150V151H78ZM80 150H82V151H80ZM83 150H85L84 152H83ZM208 150V151H207ZM209 151H212L211 153H207V152H209ZM62 152H63V150H61L60 151V154H62ZM70 152H72V154L70 155ZM77 152H79V153H77ZM83 152V153H82ZM29 153H31V155L29 154ZM29 153H28V157H24L25 159H23V161H21L22 160V158L20 159V157L17 159V158H15V160L12 162V163H10V165H9V170H7L6 168L4 169V170H1L2 171V173L0 174V187H2V191L4 192V193H9V192H12L13 191V189L14 190H16V189H30L31 190V192L33 193V197H32V199H30V200H26V199H16V198H14V197H11V198H3V196H0V202H3V207H5V208H3V210L2 209H0V217H2L3 219H1V220H3L4 222H5V220L4 219H8L9 220V218H11L12 220H13V218L16 216V214L18 213V215L15 217V218H17V219H19L20 217H21V215L22 214H24L25 215V218H24V216L22 215V217L20 218V220H22V219H25V220H27L28 222L24 225L23 224V222H26V221H20V222H18L17 223V219L16 220H14V222L16 223V225H18V227L15 225V227L16 228H18V230H19V232L17 231V229L15 230L14 228V226H12L11 225V222H12V224L14 225V223H13V221H11V219H10V221L11 222H7L8 224H9V226L7 225V224H5L6 225V229L5 230H2V229H4V227H2V225H3V223H2V221L0 220V223H2L0 226L2 227H0L1 229H0V231L2 230V231H4V233H5V235H6V231H8V229H9V227H10V232H7V236L6 237H8V238H10V239H8V240H10V242L9 243H11V245L12 246H14V247H16L13 243H14V241H16L17 239H20V238H17V237H19L23 232V234L21 235L22 237H21V239H25V240H30V239H32V238H34V237H36V235H38V234H40L41 232L40 231H45V230H48V231H50V232H52V233H54V235H56L57 234V230H60V229H63V230H61V231H65L64 233H65V238H69L72 234H77V233H79L80 234V231H81V229L80 228H71V229H69V227H67V224L66 223H69L70 225H71V227H73V225H76V221H79L80 222V220L82 219L83 221H84V223H85V226H87V229H88V231H89V238H85L84 239V242H87V241H89L90 240V238H92L93 236H98V235H100V231L101 230H103V228H104V224L105 223H108V219H107V216H110V217H114L115 216V212L113 211V210H111V209H108V208H106V207H103V206H96V213L94 214V213H90V212H86V215H84L83 213H81V212H77V216H72L73 218H71V216H68V217H70V219H69V221L67 220V215L65 216V213H67V211L65 212V210H63V208H62V206L60 205L61 204V199H62V195H64V193L65 192H63L62 193V191H66V185H65V183L67 182V181H62L63 180V178H70V179H75V177H76V179L78 178V176H81V175H83V173L86 175V170H87V166L85 165V167L83 166V164H82V166H81V164L79 163V162H77V160L78 161H80L81 162V160H79L80 158L78 157V159L76 158L77 156H73V164L75 163V165H73V164H68V165H70L71 167H73V170H72V172H73V174H71L70 172H71V169L70 168H68L69 166L68 165H66L65 166V164L64 165H60L59 166V159H58V153L59 152H57L56 154H55V157H53V160H54V158L57 160L58 159V161H57V163H56V161H54L53 163H55V164H50V163H48L49 165H50V167H49V165L47 166V164L46 163H44L45 162V160H42V158H39V154H37L36 155V151H34V152H32V148H30V151H29ZM81 153L83 154V155H81ZM85 153V154H84ZM62 154V155H63ZM164 154L167 156V157H169L170 159H172V153L171 152H169L168 150H166V152H164ZM206 154V156L207 157H204V155ZM36 155V156H35ZM38 156V158H36ZM70 156V157H69ZM66 157V158H65ZM69 157V158H68ZM91 157H92V159H91ZM74 158H76V159H74ZM34 159L35 160H37L38 159V161L37 162H39L38 164H36V163H32V162H34ZM40 159V160H39ZM66 159H68L67 161H66ZM18 160H19V162H18ZM179 160V159H178ZM15 161H17V163H15ZM21 161V162H20ZM204 161H208V162H210L209 163V165H208V167L205 169V170H203V171H199L198 169H197V167L196 166H199L200 164H202ZM23 162V163H22ZM41 162H43V163H41ZM180 162V161H179ZM183 162L181 161L180 163H182L183 164ZM15 163V164H14ZM12 164V165H11ZM17 164V165H16ZM24 164V165H23ZM57 164V165H56ZM80 164V165H79ZM181 164V165H182ZM34 165H36V167H37V169L36 168H32V166H34ZM37 165H39V166H37ZM46 168H45V167ZM58 168V170L60 169V171L61 172H63V174L61 173V172H58V170L56 169V167ZM75 166H78V167H75ZM80 166V167H79ZM210 166V167H209ZM14 167V168H13ZM23 167V168H22ZM52 167H54L56 170H57V172L59 173V175L57 174L56 175V171L53 169L52 170ZM178 167H180L179 165H178ZM217 167V168H216ZM41 170H40V169ZM61 168H64L63 170L66 172V174H65V172L63 171V170H61ZM77 168H80V169H82L84 172L82 173H80V169H77ZM214 168H216V170L215 171H212V169H214ZM13 169V170H12ZM33 169V170H32ZM37 170L38 171V169H39V173L40 174H42V171H43V176L42 175H38V172H36L35 171V173L33 172L34 170ZM48 169V170H47ZM52 170V171H55L54 173H55V176L57 177L56 179H54L55 178V176H54V174H53V172H49V174L47 173L49 170ZM68 169L70 170V171H68ZM77 171H76V170ZM6 170V171H5ZM46 171V173H47V175L45 176V171ZM8 172V174L6 173V177H4L5 176V173L4 172ZM76 171V172H75ZM79 171V172H78ZM216 171H218L217 173H215ZM67 172H68V175H67ZM78 172V173H77ZM10 173V174H9ZM34 173V174H33ZM36 173H37V176L39 177V176H41V177H39L38 178V180L36 181V179H37V176H36V178H33L32 177V175L33 176H35L36 175ZM51 173V174H50ZM172 174L174 173L173 171L171 172ZM27 174V176H25ZM53 174V175H52ZM62 174V176L61 177H63V175L65 174V177H63L62 179L61 178H59L58 179V177H60V175ZM75 174V175H74ZM77 174V175H76ZM171 174V176H173ZM10 175V176H9ZM51 175V176H50ZM69 175H72L71 177H69ZM168 175H170L169 173H168ZM53 176H54V178H53ZM74 176V177H73ZM165 176H166V174H165ZM179 176V177H180ZM3 177H4V179H3ZM31 179H30V178ZM46 177H48V178H50L51 177V179H49V181H50V187L47 185V181H48V178H46ZM11 178V179H10ZM44 178H46L45 180H44ZM54 179V181H53V179ZM6 179H8V181H6ZM35 179V180H34ZM43 179V180H42ZM40 180H42V181H44V182H40ZM52 180V181H51ZM60 180V183L58 182V181ZM10 181H11V183H10ZM49 181H48V183H49ZM75 181V180H74ZM51 182H53V183H51ZM57 183L58 185L60 184V186H58L57 184H55V183ZM61 182H64V183H61ZM9 183V184H8ZM38 183H40V184H38ZM42 183H46L45 185L44 184H42ZM13 186H12V185ZM23 184V185H22ZM8 185L9 186H11V187H13V189H11V188H9L8 187ZM47 185V186H46ZM53 185L55 186V185H57L58 187H53ZM44 186V187H43ZM52 186V187H51ZM33 187V188H32ZM47 187H48V189H47ZM46 188V189H45ZM53 189H55V190H53ZM60 189V190H59ZM45 190V191H44ZM163 191V193H170V194H172L171 192H170V189L168 188V191L167 190H162ZM47 193V194H46ZM53 193H54V195H53ZM238 193V194H237ZM42 194V195H41ZM56 194H57V197H56ZM46 195V196H45ZM59 195V196H58ZM41 196H45V198H47V200H46V202H45V200L41 197ZM50 196V197H49ZM61 196V197H60ZM41 197V198H40ZM2 198H3V200H2ZM49 198H50V200H49ZM60 198V199H59ZM40 199H43V200H41L40 201ZM55 202V205H53L54 207H52V209H53V211L51 210V206H52V204L54 203L52 200ZM169 199H170V202L172 203V196H170L169 197ZM34 200H36L35 202H34ZM58 200V201H57ZM59 200H60V203H59ZM49 201V202H48ZM50 201H52V204H51V202ZM7 202V203H6ZM12 202V203H11ZM32 202V203H31ZM41 202V203H40ZM5 203V204H4ZM21 204L22 206H24L26 209V211L22 208V210H18L16 207L14 208L13 207V205H16V204ZM37 204V206L35 205V204ZM40 203V205H38ZM42 203H44V204H46V203H48V204H50L51 206L49 207V205L47 204L46 205V207H45V205L44 204H42ZM13 204V205H12ZM33 206H31V205ZM59 204V205H58ZM94 204V203H93ZM217 204H219V205H217ZM6 205V206H5ZM8 205V206H7ZM11 205V206H10ZM43 205V206H42ZM107 205V207H110V206H112V204H110L109 202L106 204ZM166 205H168L169 206V203H166ZM58 206H59V208H58ZM61 206V207H60ZM173 207V205L172 204H170V206H169V208L170 209H172V207ZM14 208V209H17V210H14L15 212H13V213H15V214H12V211H11V208ZM40 207V208H39ZM42 207H45V209H46V211L44 212L43 211V208ZM57 207V209L58 210H60L61 211V213H60V211H59V213H58V211H57V209H55ZM134 207H136V206H134ZM251 209H250V208ZM259 207V208H258ZM12 208V209H13ZM36 208H38V209H36ZM51 210H49V209ZM60 208H62V209H60ZM129 208H130V206H129ZM5 209H7L8 210V212L10 213H8L7 212V210H5ZM40 213V212H42L43 211V213H40L41 215H39V213H37V211ZM40 209L42 210V211H40ZM256 209V210H255ZM260 209V210H259ZM2 210V211H1ZM49 210V211H48ZM54 210H56L55 212H54ZM220 212H219V211ZM253 212V210H254V213H252L251 211ZM16 211H18V212H16ZM62 211H64V214L62 213ZM159 211H161V209L159 210ZM165 211V210H164ZM250 211V214L248 213ZM3 212H4V214H3ZM51 213V214H53V215H51V216H49V214L48 213ZM201 212L203 213V215H204V210L203 209H200L199 211H198V215L200 216V214H201ZM220 213V214H222V215H220V214H218V213ZM258 212H260V213H258ZM5 213H7L8 215H9V217H8V215H6ZM46 214V216H45V214ZM98 213H100L101 214V219H100V221H99V219H97V215L96 214H98ZM103 213H105V214H103ZM200 213V214H199ZM258 213V214H257ZM1 214H3V215H1ZM20 214V215H19ZM59 214V215H58ZM217 216H216V215ZM13 217H11V216ZM48 215V216H47ZM84 215V216H83ZM103 215H104V217H103ZM149 216V215H151L150 213L148 214H146L144 217H146V216ZM212 215V214H211ZM218 215H219V217H218ZM20 216V217H19ZM46 217V219H47V217H48V220L50 221L51 219H52V217L54 216H59L57 219H56V217H55V219L56 220H58L61 216V218L62 219H59V222L58 221H55L54 223H52L51 221L49 222L48 220H45L44 221V219H45V217ZM63 216H65V218L63 217ZM164 216L165 217H168L167 219H169V218H171V217H169L168 216V214L165 212L164 213ZM222 216V217H221ZM8 217V218H7ZM19 217V218H18ZM53 217V218H54ZM81 217V218H80ZM173 217V216H172ZM220 217H221V220H220ZM14 218V219H15ZM50 218V219H49ZM103 218V219H102ZM105 218V219H104ZM149 218V217H148ZM147 218V219H148ZM160 217H158V215H157V212L156 213H154V214H152V218L151 219H153L154 220V222L157 220V219H159ZM190 218H193L192 216H189L187 219H186V221H185V224H187L189 221H190ZM198 218H200V217H198ZM197 218V219H198ZM54 219V220H55ZM107 219V220H106ZM134 219V218H133ZM146 219V218H145ZM173 219V218H172ZM41 220V221H40ZM63 220H67V221H63ZM114 221H113V223L112 222H110L111 223V225L113 226H117L118 224V220L116 219V217L113 219ZM115 220H117V221H115ZM53 221V220H52ZM107 221V222H106ZM39 224H38V223ZM47 222H49V224L47 223ZM105 222V223H104ZM19 223H21V224H19ZM29 223H30V225H29ZM37 223V224H36ZM36 224V225H35ZM170 224H172V223H170ZM205 224V223H204ZM12 227H11V226ZM20 225H23V226H20ZM26 225H28L29 227L27 228V226ZM49 225H53L54 227H48ZM127 227H128V229L130 230V232H133V231H135V229L137 230V231H140V227H138V226H136V224H134L133 222H132V220H130L127 224ZM208 225H209V223H208ZM30 226H32L34 229H36V226H37V229H36V232H35V230L34 229H32V227H30ZM35 226V227H34ZM171 226V225H170ZM14 227V228H13ZM211 226L209 225V227L207 228V232H208V234H209V236H211V234H212V232H213V229L212 228H210ZM29 228H31V229H29ZM27 229H29V230H27ZM107 229L109 230V228L107 227ZM13 230V231H12ZM34 230V231H33ZM15 231H17L20 235H18V233L17 232H15ZM22 231V232H21ZM35 232V233H33V232ZM38 231L40 232V233H38ZM26 232V233H25ZM3 232H2V234H4ZM110 233L111 234H115L116 232L114 231V229L113 228H111L110 229ZM171 233V232H170ZM0 234H1V232H0ZM1 234V235H2ZM11 234H12V236H11ZM26 234H28V235H25ZM32 234V238H31V235ZM0 235V237H4L5 235H2L1 236ZM18 235V236H17ZM70 235V236H69ZM156 235V234H155ZM154 235V236H155ZM24 236V237H23ZM67 236H69V237H67ZM153 236V235H152ZM153 236V237H154ZM2 237V238H3ZM216 237H217V241L219 240V232L217 231L216 232ZM2 238H0V241H2L1 239ZM3 239H5L6 240V238H3ZM14 239V240H13ZM172 239L175 241V242H181V243H185L186 245H189L190 243H192L193 242V240L194 239H192V237L189 235L188 236V239L186 238V239H182L180 236L178 237L177 235H174L173 237H172ZM7 240V241H8ZM11 240H12V242H11ZM24 240V241H25ZM104 240L105 241H110V236H108V235H105L104 236ZM197 240V242H198V240L199 241H201V244L202 245H206L207 243H205L204 241H203V238H199V239H196ZM119 241V240H118ZM195 241V240H194ZM189 243V244H188ZM243 243V242H242ZM209 245H211L212 247H213V249H214V251H216V253L218 254V255H220V256H222V257H224V258H226V259H235V258H237L236 257V255L235 254H231V255H229V254H226L225 253V249H224V247L223 246H221V245H219V244H217L215 247H214V245H213V243H208ZM10 245V244H9ZM10 245V246H11ZM0 246H2V245H0ZM10 246H9V248H8V245L6 244V247L8 248H6L5 246V248H4V254H6L5 252H7V251H9V252H13L14 251V247H13V249H12V247L10 248ZM3 247V246H2ZM17 248V247H16ZM3 249V248H2ZM7 250V251H6ZM10 250H13V251H10ZM18 250H23V247H18L17 249H15V251L16 252H18ZM104 250H105V244H101V243H99V244H97V253H95V256H94V258L93 257H91V263H89V264H115V259H113V261L112 260H108L107 258L105 259L103 256H104ZM58 252H60V251H58ZM57 252V253H58ZM64 251H62V253H63ZM1 253V252H0ZM65 253V252H64ZM8 254V253H7ZM59 254H61V252L59 253ZM66 254V253H65ZM0 255H3V253H1ZM77 255H79V254H77ZM66 256H67V258H68V260H69V264H73V262H75V264H83V263H85L84 262V260H82L81 258L83 257H81V255H80V257L79 256H76V254L75 255H68V254H66ZM229 257H231V258H229ZM50 258V257H49ZM84 258V257H83ZM73 261V262H72ZM83 261V262H82ZM140 261V263H144V262H146V260H144V259H142V260H139Z\"/></svg>", "mask_w": 264, "mask_h": 264}, {"label": "crops", "instance_id": "obj_3", "mask_svg": "<svg viewBox=\"0 0 264 264\" xmlns=\"http://www.w3.org/2000/svg\"><path fill=\"white\" fill-rule=\"evenodd\" d=\"M77 1L78 0H62L61 5L59 6L60 11L63 14H66V16L68 17L73 16L72 12L74 10V7L78 4ZM47 2H48L47 0H35L36 4L47 5L45 9V13H47L48 12L47 10L49 9L50 11L54 10L52 3L48 4ZM78 8H80L81 11H84L85 6L82 5ZM106 11L111 14L112 9L110 8V6L109 9H107ZM15 17L16 15L7 16L6 22H8V24L16 23L11 20L14 19ZM68 19L67 20L57 19L54 15L45 18L43 25L44 27H42L41 30L36 31L37 36L42 37V39L41 41L33 42L30 51L27 54L25 53L26 58L24 60L8 59V56L11 54L12 51L19 52V46L16 44V37L19 36L20 38H22L23 34L17 31L14 27L13 29H8L5 24L0 25V28H2V32L0 31V41L7 40L8 42L6 46L5 44L0 43V117L1 119H4V116L1 113L4 110H8L11 104L20 105L21 100H28L26 96L27 92L30 91L31 87L35 85L36 83L35 81L39 80L41 76L50 75L52 73L51 70H53V68H55L56 66H59L64 73L68 74V68L65 64L66 63L65 60L67 59L65 53L63 52L64 46L67 45V43L71 39H73L75 45H78L79 41L76 39V37L81 30L79 28H83L87 24L89 25L91 23L90 20L83 18L81 13L78 12L77 18H75L78 24H76V26L74 25L75 28L69 29L68 26H71L72 24H70V21ZM58 24H60L59 29H55V26ZM79 24L81 25V27ZM77 25L79 28L77 27ZM75 55L77 56L78 52H75ZM58 76H59L58 73H55L54 78H58ZM41 83L43 82L41 81ZM3 85H9V87L3 89L2 88ZM47 93L48 94L50 93V89L48 88L42 89L40 99L36 101L28 100V104H27L28 109L33 110V108L37 107L40 104L41 99L42 98L44 99V97L48 95ZM54 96H52V98ZM52 98H50V100ZM20 120L17 119L15 122H13L12 126H17L16 124H20ZM25 176H27V174ZM9 188L13 189V187L11 186H9ZM18 193L19 196L17 195ZM20 195L22 197H20ZM0 196H3V198L5 199L14 197L16 199L26 198V200L27 199L30 200L33 197V193L28 189H24V190L13 189L12 193L11 192L4 193L2 191V187H0ZM2 203L3 202H0V209L3 210L4 205ZM13 207H16V205H13ZM16 208L18 210H22V208L24 210L26 209L24 206H22L19 203L17 204ZM84 229L89 235L87 226H84ZM77 248L79 249V247Z\"/></svg>", "mask_w": 264, "mask_h": 264}, {"label": "snow or ice", "instance_id": "obj_4", "mask_svg": "<svg viewBox=\"0 0 264 264\" xmlns=\"http://www.w3.org/2000/svg\"><path fill=\"white\" fill-rule=\"evenodd\" d=\"M12 7V4L8 5ZM15 7L19 9L21 5L19 3L15 4ZM30 7L29 4H23L25 12ZM241 9L254 7V5H239ZM235 15V13H233ZM251 23L255 26L256 22L248 20L243 12L240 14L239 23L234 25L241 31L246 30V24ZM259 26L261 30V35L264 36V7L261 8ZM7 35V34H5ZM0 43L7 45V40L0 41ZM5 87H9L5 85ZM215 97L212 90H208L206 96H204L203 105L209 113H214L216 111V105L214 103ZM227 129L226 118L222 125ZM235 127V124H233ZM264 129V125L261 126ZM260 144H264V133L258 132ZM237 145V140L235 137L229 140L226 147L230 150V155L235 157L234 164L240 171L244 174L245 180L252 187V190L258 195L262 204V216H264V148H259L256 151V155H252L251 151H246V145L242 147L239 154H236L235 146ZM209 220H212L211 215ZM71 229V225H67ZM208 224L203 222V213L201 212L200 218L191 220L185 225V234L190 235L194 240L203 238L205 243H213L214 247L219 244L224 247L226 254H235L237 258L223 261L222 264H264V233L261 234V239L259 244H255L253 241L249 240L247 234L244 230L234 231L232 226L229 225L227 230L223 224L215 225L213 224V232L209 236L207 232ZM63 230V229H61ZM219 232V240L217 241L216 232ZM179 234V232H177ZM243 242V243H242ZM46 253L44 259L40 258V254ZM50 257V258H49ZM29 264H69V260L66 254H58L56 251V245L52 241H49L47 247L39 249V253L34 259L29 261ZM75 264V262H73Z\"/></svg>", "mask_w": 264, "mask_h": 264}, {"label": "water", "instance_id": "obj_5", "mask_svg": "<svg viewBox=\"0 0 264 264\" xmlns=\"http://www.w3.org/2000/svg\"><path fill=\"white\" fill-rule=\"evenodd\" d=\"M157 0H153L152 2H150V4H148V6H146L142 12H140L135 18L134 20H132L125 28H123V30H121L116 38L118 39L127 29H129L131 27L132 24H134ZM115 40H112L111 42H109L107 44V46H105V48H103L92 60H90L88 62V64H86L84 66V68H82V70H80V72H78L47 104H45L32 118L30 121H28L24 126H22V128H20V130H18V132L12 136V138H10V140H8V142L6 144H4V146H2L0 148V153L20 134L22 133L30 124L33 120H35L53 101H55L96 59H98L113 43Z\"/></svg>", "mask_w": 264, "mask_h": 264}]
</instances>
